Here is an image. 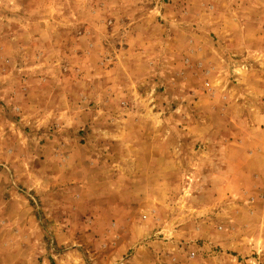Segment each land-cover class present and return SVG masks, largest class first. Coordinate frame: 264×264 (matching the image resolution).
I'll return each mask as SVG.
<instances>
[{"label":"rangeland","instance_id":"obj_1","mask_svg":"<svg viewBox=\"0 0 264 264\" xmlns=\"http://www.w3.org/2000/svg\"><path fill=\"white\" fill-rule=\"evenodd\" d=\"M0 264H264V0H0Z\"/></svg>","mask_w":264,"mask_h":264}]
</instances>
